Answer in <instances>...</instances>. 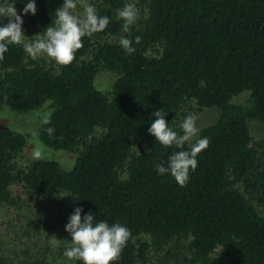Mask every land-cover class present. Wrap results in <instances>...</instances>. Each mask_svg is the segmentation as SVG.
<instances>
[{"label":"trees","instance_id":"1","mask_svg":"<svg viewBox=\"0 0 264 264\" xmlns=\"http://www.w3.org/2000/svg\"><path fill=\"white\" fill-rule=\"evenodd\" d=\"M3 2L21 11L27 0ZM88 2L110 23L82 38L70 65L32 60L22 45H10L0 60V106L24 111L49 99L51 122L41 123L39 138L76 154L68 169L46 157L19 162L25 135L0 127V203L21 210L36 203L44 219L35 213L27 226L39 235L48 230L45 217L71 215L76 207L97 222L126 226L131 238L110 264H149L161 254L181 264H264V135L255 138L249 124L264 123V0ZM128 2L139 19L125 32L116 13ZM35 3L25 21L39 34L63 0ZM7 20L0 18V26ZM122 36L133 41L134 53L119 46ZM100 70L114 73L107 91L94 86ZM243 90L244 102L231 100ZM213 105L220 114L197 132L210 143L186 186L158 174L155 165L166 166L178 149L147 131L152 113L165 111L180 133L185 117ZM37 223L45 229H33ZM41 255L17 262L0 255V264H48Z\"/></svg>","mask_w":264,"mask_h":264},{"label":"clouds","instance_id":"2","mask_svg":"<svg viewBox=\"0 0 264 264\" xmlns=\"http://www.w3.org/2000/svg\"><path fill=\"white\" fill-rule=\"evenodd\" d=\"M78 7L82 12L77 11ZM36 11L35 0H27L21 10L22 14L33 15ZM54 14L55 19L50 26L34 35V39L26 40L22 31V15L17 13L14 4H6L0 0V18H8L7 23L0 26V60L4 59V53L10 45H22L24 52L32 60L46 56L58 65L68 66L75 59L77 50L83 47L82 38H91L104 31L110 23V18L99 15L88 0H63ZM116 18L123 21V30L128 32L139 19V9L134 3H125L117 9ZM134 39L137 44L141 41L140 36ZM119 46L126 54H132L136 50L133 41L124 36L119 39ZM200 86L206 87L205 81L201 80ZM51 115V112L44 113L41 123L50 124ZM152 115L155 119L147 131L164 147L174 146L178 149L168 157L166 166L164 163H157L155 169L158 174H170L178 185L186 186L190 170L195 171L198 165V154L208 147L210 141L207 137L197 138L198 129L192 115H188L181 122L180 133L168 126L164 119L165 111L159 109ZM46 131L49 136L55 133L54 127H48ZM32 157L35 160L44 159L42 149L35 147ZM120 178L127 179V176ZM82 212L81 207H76L65 225V231L71 235V243L65 248L63 256L70 261H82L83 264H110L117 261L131 238L130 230L120 223L97 222L92 213L82 216ZM52 243L55 244L56 241Z\"/></svg>","mask_w":264,"mask_h":264},{"label":"rangeland","instance_id":"3","mask_svg":"<svg viewBox=\"0 0 264 264\" xmlns=\"http://www.w3.org/2000/svg\"><path fill=\"white\" fill-rule=\"evenodd\" d=\"M16 10L18 14L22 15V31L26 36L25 39H34L36 31L27 27L25 14H22L17 8ZM77 11L82 12V9L78 7ZM112 38L114 39V37ZM113 80V72L100 70L93 82L96 88L107 91L111 88ZM248 93V90H243L233 96L231 100L244 102ZM49 101L47 99L41 106L24 111L13 110L6 104L1 105L0 127L19 131L25 135L26 144L18 156L19 162H28L33 159L32 151L35 147H39L42 149L44 157L55 159L63 168L68 169L72 167L76 154L63 148L47 146L39 138L41 117L44 113L51 111ZM219 114L220 109L215 105L206 107L197 114L195 113L193 117L195 118L197 129L199 130L203 125L215 121ZM249 124L252 135L255 138L264 135V123L257 119H252L249 121ZM29 203V206L23 207V210L8 207L0 203V255L7 257L11 262H17L19 259H24L25 257L32 259L42 254L41 256L47 259L48 264H74L73 261L64 257L60 250L63 245H66L70 237V233L65 231V225L68 223L70 217L69 212H57L48 218L45 217V224L48 225V230L44 233L45 235H39L28 228V218L33 217L35 213H37L35 217L37 221L44 219V217L40 215V211L38 212L41 208L37 207L36 203L32 201H29ZM34 226L35 228L33 229H37V227H44L45 229L43 223H37ZM26 230L30 233L27 234ZM54 240L56 241L55 244L52 243ZM179 259H176L171 254H161L158 258L153 259V263L149 264H162V262L165 264H181L183 260Z\"/></svg>","mask_w":264,"mask_h":264}]
</instances>
